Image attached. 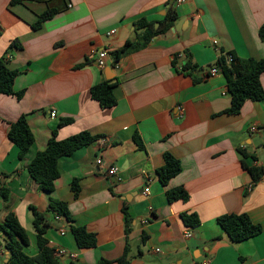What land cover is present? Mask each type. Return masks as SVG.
<instances>
[{
  "label": "crops",
  "instance_id": "obj_1",
  "mask_svg": "<svg viewBox=\"0 0 264 264\" xmlns=\"http://www.w3.org/2000/svg\"><path fill=\"white\" fill-rule=\"evenodd\" d=\"M177 1L0 0V58L20 71L14 90L24 93L20 100L0 94V189L7 195L0 193V225L14 213L29 236L28 255L38 254L34 207L50 223L48 245L66 252L60 264L116 261L126 247L131 264H264V175L255 180L245 167L264 169V99L227 113L231 94L218 67L228 54L264 60V0ZM170 10L177 13L172 27L139 44V21L160 28ZM101 50L110 53L103 68L96 64ZM187 62L196 68L185 69ZM103 82L113 84V107L91 97V88ZM261 83L264 89V73ZM22 115L35 142L19 158L8 130ZM65 118L73 122L59 127ZM252 126L258 129L251 132ZM54 130L58 140L88 131L107 143L99 146L98 139L61 157L49 195L28 166ZM165 153L181 164L167 185L157 173ZM111 166L121 180L108 173ZM180 187L188 199L169 201L167 191ZM50 197L68 202L70 223L56 220ZM183 214H196L199 224L186 226ZM240 214L262 231L234 242L217 219ZM72 225L93 233L97 245L79 248ZM5 241L0 233V264L10 257Z\"/></svg>",
  "mask_w": 264,
  "mask_h": 264
},
{
  "label": "trees",
  "instance_id": "obj_2",
  "mask_svg": "<svg viewBox=\"0 0 264 264\" xmlns=\"http://www.w3.org/2000/svg\"><path fill=\"white\" fill-rule=\"evenodd\" d=\"M17 0H13L16 2ZM54 14L50 11L41 16V20L34 25L38 28L42 21L49 19ZM177 17L175 11H168L162 27L155 29L152 23L142 19L137 24V29L142 30L139 38L141 45L147 44L153 37L170 29ZM259 37L264 41V24L259 29ZM130 42L125 45L129 47ZM124 50V49H123ZM114 55V53H112ZM230 59L232 61L230 62ZM218 67L221 68L227 80V88L231 94V106L227 113L238 114L243 104L248 101H258L264 99V89L261 83V75L264 73V60L254 58H239L234 54H228L221 57L218 61ZM184 68L196 67L190 62ZM20 71L11 70L7 66L6 57L0 58V94L15 96L18 100L23 97V92L14 90V82ZM91 97L97 101L102 108H110L116 104L113 95V84L103 82L91 88ZM72 118L60 120L59 127L71 124ZM8 138L19 149V158L25 157L29 149L35 142V137L26 115H22L15 122L10 124ZM100 137L92 135L88 131H82L76 135L70 136L64 140L57 139V130H54L49 139L47 147L43 151L37 152L28 166L31 177L39 184V189L47 194H52L55 190V181L60 177L58 161L61 157L70 156L76 150L95 143ZM246 156V152H243ZM164 165L158 169L160 182L167 185L170 179L181 172V164L170 153L164 154ZM245 167L249 170L255 180L264 175V169L258 167ZM72 190L75 197L79 195V185L77 180L72 182ZM0 193L7 200L6 191L0 189ZM188 194L183 188H175L167 191V198L173 202L176 200H187ZM50 208L58 215L63 216L67 223L71 221V215L68 210V202L50 197ZM33 215V229L36 233L38 254L30 256L25 252V248L30 244L29 236L25 228L21 225L13 212H9L5 222L0 225V233L6 236L5 247L9 251L10 257L8 264H60L59 257L55 256L54 250L48 245L45 237L50 223L44 215L31 207ZM182 220L186 226H196L199 224V218L196 214H183ZM225 233L234 242H241L259 234L262 229L250 220L247 214L224 215L217 219ZM131 230V220L125 210V233ZM76 243L81 249L93 248L97 245V239L93 233H89L83 227L71 226ZM145 239H143L144 241ZM96 264H131L128 247L125 248L123 255L116 261L100 259Z\"/></svg>",
  "mask_w": 264,
  "mask_h": 264
},
{
  "label": "built area",
  "instance_id": "obj_3",
  "mask_svg": "<svg viewBox=\"0 0 264 264\" xmlns=\"http://www.w3.org/2000/svg\"><path fill=\"white\" fill-rule=\"evenodd\" d=\"M184 1H185V0H178V1H177V5H178V6L182 5V4L184 3ZM109 34H110V35L114 34V31L110 32ZM109 58H110V53H109V51H108V50H101V51H99L98 54H97V57H96V64H97L100 68H103V67L106 66V64H107V60H108ZM231 61H232V59H230V62H231ZM218 72H219V68H217V67H215V68H213V69L211 70V74H212V75H215V74H217ZM55 115H56V114H55V111H52L51 114H50V116L53 117V118L55 117ZM257 129H258L257 126H252V127L250 128V131H251V132H255ZM97 143H98L99 146H104V145L107 143V141H106V139L102 138V139H99V140L97 141ZM102 164H103L102 160H101V159H98V160H97V165H102ZM108 173H109L110 175L115 176L118 180H121V178H120V172H119V169H118L117 167H115V166H111V167H109V169H108ZM148 182H150V180H149ZM143 193H144L145 195H148V188H146V189L143 191ZM56 220L62 221L63 218H62V216H56ZM64 233H65V230H64V229H60V234L64 235ZM185 237H186V238H190V237H191V234H190V233H187V234L185 235ZM54 254H55V256H57V257H61V256H64V255L66 254V252H65L64 250H62V249H58V250H54ZM203 264H207V263H203Z\"/></svg>",
  "mask_w": 264,
  "mask_h": 264
}]
</instances>
